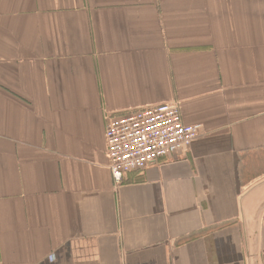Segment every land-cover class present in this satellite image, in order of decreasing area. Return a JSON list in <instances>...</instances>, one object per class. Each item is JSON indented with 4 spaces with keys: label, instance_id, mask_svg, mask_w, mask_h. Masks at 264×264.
<instances>
[{
    "label": "crops",
    "instance_id": "crops-1",
    "mask_svg": "<svg viewBox=\"0 0 264 264\" xmlns=\"http://www.w3.org/2000/svg\"><path fill=\"white\" fill-rule=\"evenodd\" d=\"M172 102L115 182L106 119ZM0 264H264V0H0Z\"/></svg>",
    "mask_w": 264,
    "mask_h": 264
},
{
    "label": "built area",
    "instance_id": "built-area-1",
    "mask_svg": "<svg viewBox=\"0 0 264 264\" xmlns=\"http://www.w3.org/2000/svg\"><path fill=\"white\" fill-rule=\"evenodd\" d=\"M200 133L199 124L182 121L176 102L147 106L106 119L108 168L115 182L158 160L185 151Z\"/></svg>",
    "mask_w": 264,
    "mask_h": 264
}]
</instances>
